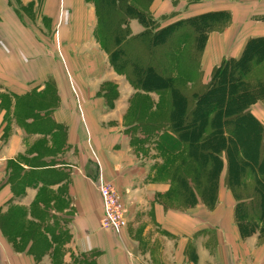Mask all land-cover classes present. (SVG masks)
<instances>
[{
	"label": "crops",
	"instance_id": "crops-1",
	"mask_svg": "<svg viewBox=\"0 0 264 264\" xmlns=\"http://www.w3.org/2000/svg\"><path fill=\"white\" fill-rule=\"evenodd\" d=\"M152 10L169 22L230 12L227 26L206 37V85L224 60L264 36V0H154ZM130 27L134 35L145 30L135 18ZM147 95L154 112L159 95ZM139 97L146 96L115 70L98 39L93 2L0 0V264L50 260L52 250L37 256L32 241L13 249V213L56 244L67 231L65 260L264 264V215L238 218L225 171L213 208L176 203L170 181L157 176L164 130L146 137L140 120L127 121ZM251 112L264 126V101ZM97 183L113 184L122 197L127 225L120 231L101 227Z\"/></svg>",
	"mask_w": 264,
	"mask_h": 264
},
{
	"label": "trees",
	"instance_id": "trees-1",
	"mask_svg": "<svg viewBox=\"0 0 264 264\" xmlns=\"http://www.w3.org/2000/svg\"><path fill=\"white\" fill-rule=\"evenodd\" d=\"M137 8L128 0H98L108 44L99 41L139 93L159 95L157 112L139 125L146 137L164 130L157 176L170 181L178 203L213 208L225 171L238 218L263 216L264 126L251 106L264 101V36L250 39L239 58L224 60L206 85L198 76L206 37L227 26L230 12L208 11L155 29ZM133 18L145 27L140 34H132Z\"/></svg>",
	"mask_w": 264,
	"mask_h": 264
},
{
	"label": "rangeland",
	"instance_id": "rangeland-1",
	"mask_svg": "<svg viewBox=\"0 0 264 264\" xmlns=\"http://www.w3.org/2000/svg\"><path fill=\"white\" fill-rule=\"evenodd\" d=\"M90 1L93 2L97 8L98 0H90ZM178 1L179 0H177V2ZM128 2L137 6L138 10L145 12L146 19L150 23V26H151L150 28H155V27L158 28V26H160L162 24L170 23L168 20L167 21H161V20H158L156 18V16L154 15V12L152 10V3H153L152 0H145L143 5H142V3H137L135 0H128ZM103 14H104V12L102 13L100 21H99L100 16H99V19L97 18V27H98L97 35H98V39L102 38L108 44V37L104 33L105 22L103 19ZM102 19H103V21H102ZM190 45H193V42L190 43ZM134 47H136V46L134 45ZM134 51L139 52V49H134ZM198 76H199V78H201V74H199ZM136 104H137V107L136 108L134 107V110L132 112V113H134L135 116L131 113L129 115L127 121H134V118H137V119L139 118L141 120V122L144 123L146 121L144 119L146 117V114L151 115L152 113L157 112L156 110L154 112H152L151 109H152L153 105H152V102L147 97H144V98L139 97L136 100ZM146 110H148L147 113H145ZM162 156H161V158H162ZM121 199H122V197H121ZM174 200L176 201L177 204H179L178 199L177 200L174 199ZM24 215L25 214H23V213L9 214V217L7 218L8 221L6 220L14 228V231H12L11 229L5 228V229L9 230L11 234H15V235H11V238H8L9 241H10V239H12L14 250H16L18 252L22 251L26 247H28V245L32 241L33 246L31 248V252L33 254L36 253L37 256L42 257V255H46L44 253L45 251L48 252V251L52 250L51 252H48L50 255V260L46 264H78L80 260L83 261V264H90V262H91L90 258L83 259V257H81V255H78V254H71L70 259L65 260L64 257H65V254H66V251L68 250V248L65 246V250H63V247L65 245V241L67 242L70 238L67 231H66V233L64 232V234H63L64 236H63V239L61 240V242L59 244H56L55 239L48 238L47 236L46 237L44 236L45 234H43L39 229V228H41V226H39L38 224H37L38 226H36V224L33 222L30 223L28 221H23ZM9 223H7V225H6L7 227H9V225H8ZM58 224H59V222H58ZM31 245H30V247H31ZM84 262H86V263H84ZM41 263H42L41 261H39V260L37 261V264H41Z\"/></svg>",
	"mask_w": 264,
	"mask_h": 264
},
{
	"label": "built area",
	"instance_id": "built-area-1",
	"mask_svg": "<svg viewBox=\"0 0 264 264\" xmlns=\"http://www.w3.org/2000/svg\"><path fill=\"white\" fill-rule=\"evenodd\" d=\"M102 200L101 227L120 231L127 225L126 208L115 186L111 183H97Z\"/></svg>",
	"mask_w": 264,
	"mask_h": 264
}]
</instances>
